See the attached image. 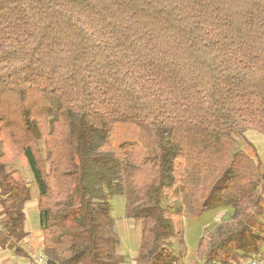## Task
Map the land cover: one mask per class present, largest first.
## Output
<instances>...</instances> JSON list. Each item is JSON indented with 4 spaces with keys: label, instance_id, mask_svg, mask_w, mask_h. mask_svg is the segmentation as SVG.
I'll use <instances>...</instances> for the list:
<instances>
[{
    "label": "trees",
    "instance_id": "obj_1",
    "mask_svg": "<svg viewBox=\"0 0 264 264\" xmlns=\"http://www.w3.org/2000/svg\"><path fill=\"white\" fill-rule=\"evenodd\" d=\"M117 122L144 128L153 155L113 146ZM250 129L264 133V0H0L1 247L27 236L30 186L8 169L22 154L46 264L130 262L111 194L143 223L136 264H179L184 218L218 206L247 220L201 237L198 257L253 256L264 168L238 149Z\"/></svg>",
    "mask_w": 264,
    "mask_h": 264
},
{
    "label": "rangeland",
    "instance_id": "obj_2",
    "mask_svg": "<svg viewBox=\"0 0 264 264\" xmlns=\"http://www.w3.org/2000/svg\"><path fill=\"white\" fill-rule=\"evenodd\" d=\"M238 139V149L258 159L264 168V133L259 130L250 129ZM124 141L138 142L147 155H153L154 149L149 135L144 128L135 123L117 122L114 124L112 130V145L117 147ZM8 169L21 171L30 186L33 199L38 198L39 185L24 155H17L8 165ZM109 200L112 205L111 216L115 221L116 230L121 237L118 252L127 255L130 260L132 259L134 261L135 257L139 254L143 223L126 217L125 195L111 194ZM232 212L233 209L230 206H218L203 212L201 215L186 216L184 218L185 232L183 242L178 239H173L172 245V249L178 255L180 254L179 264H203V260L198 257V244L201 237L207 236L211 240H214L217 237L218 227L221 224H228V227L236 228L240 223L247 220V217H242L240 220L232 218ZM256 220L258 222H264V215H258ZM38 226V218H36L35 214L30 213L27 226L28 230L33 232V229H36ZM262 250H264V243L262 244ZM33 252L40 259V250H33ZM0 253L3 256L7 255L4 261H0V264H32L29 257L14 253L12 246L4 251H0ZM250 257H242L238 261H233L232 264H244Z\"/></svg>",
    "mask_w": 264,
    "mask_h": 264
},
{
    "label": "crops",
    "instance_id": "obj_3",
    "mask_svg": "<svg viewBox=\"0 0 264 264\" xmlns=\"http://www.w3.org/2000/svg\"><path fill=\"white\" fill-rule=\"evenodd\" d=\"M30 213L35 214L36 218H38L39 220V226L36 227V229H33V232L31 230H28L27 228ZM26 215H27V219H26L27 236L19 243L9 244L5 248L0 246V251H4L8 247L12 246L14 253H16V248L18 247L23 252H26L27 255H23L19 253H16V254L29 257L31 259L32 264H46V260L44 259V252H43V237L44 236H43V231H42L41 224H40L39 195H38V198L33 199L32 197V199L26 204ZM33 250H40V253H41L40 259L35 256V253L33 252ZM6 257L7 255L3 256V254L0 253V261H4ZM129 261L131 262L132 259L131 260L129 259Z\"/></svg>",
    "mask_w": 264,
    "mask_h": 264
},
{
    "label": "built area",
    "instance_id": "obj_4",
    "mask_svg": "<svg viewBox=\"0 0 264 264\" xmlns=\"http://www.w3.org/2000/svg\"><path fill=\"white\" fill-rule=\"evenodd\" d=\"M2 216L0 213V226H1ZM128 264H135V261H131ZM244 264H264V250L251 256Z\"/></svg>",
    "mask_w": 264,
    "mask_h": 264
}]
</instances>
